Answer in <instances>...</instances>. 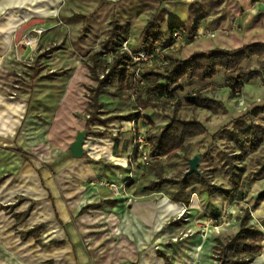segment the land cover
Masks as SVG:
<instances>
[{
	"label": "crops",
	"instance_id": "crops-1",
	"mask_svg": "<svg viewBox=\"0 0 264 264\" xmlns=\"http://www.w3.org/2000/svg\"><path fill=\"white\" fill-rule=\"evenodd\" d=\"M198 1L202 0H0V264L165 263L159 253H166L152 245L153 229L147 226L151 221L141 211L151 208V202L128 198V181L138 177L140 160L132 145L133 134L130 139L118 135L132 130L131 120L101 122L92 117L86 125L87 119L75 113L85 111L89 99L75 85L79 83L83 90L95 85L87 66L89 57L100 51V59H107L103 40L95 43L89 38L101 23L107 24L113 12L119 23L127 25L147 5L181 23L179 18H187ZM244 2L255 3L248 16L254 17L257 8L264 15V0H229L226 17L240 13ZM39 28L41 32L36 31ZM83 28L87 35L82 37ZM254 42L263 41L249 43ZM83 49L88 52L86 59L79 52ZM23 73L28 89H18L16 81V93L6 94L9 78L20 80L14 74ZM31 116L41 120L23 123ZM21 124L24 141L17 134ZM95 126L105 133L94 135ZM82 129L88 130L84 155L74 158L69 145ZM98 178L119 185L121 194L109 183L96 182ZM15 195L24 198L15 203ZM99 202L104 217L93 223L85 240L77 216L81 208L97 207ZM26 210L27 216L16 225L13 215ZM37 225L43 226L39 243L34 236L22 239L16 231V227L27 231ZM262 249L248 264H263Z\"/></svg>",
	"mask_w": 264,
	"mask_h": 264
},
{
	"label": "rangeland",
	"instance_id": "rangeland-1",
	"mask_svg": "<svg viewBox=\"0 0 264 264\" xmlns=\"http://www.w3.org/2000/svg\"><path fill=\"white\" fill-rule=\"evenodd\" d=\"M242 4L244 6L241 7L240 13H235V16L232 15L229 18L226 17L229 0H217L216 2L202 0L193 3L188 17L179 19L187 30H192L196 21L199 28L193 34L178 33L177 36H172L171 43L166 47L157 46L160 50L162 49L160 54L140 65L141 80L138 79L136 83V86L142 90L140 96L133 89H128L121 95L112 94L116 92V83L107 87L108 92L99 95L103 103L102 112L94 119H99L101 122L116 121L137 111L140 116L137 118L136 131L140 132L143 137L150 136L151 133L160 130L172 118L185 121L197 120L207 128V133L187 140L186 146L176 155L158 158L156 159L157 164L154 166H147L141 162L137 166L135 164L138 177L128 181L127 188L130 190L128 198H132V202L135 198L141 199L142 197L143 199L148 198L151 202V208L145 206L146 208L142 207L143 209H141L147 219L151 221L147 224L153 229L154 238L151 243L154 248L166 253L171 264H214L212 251L215 239L224 240L234 234L243 217H247V223L257 227L263 233L258 242L264 252V200L259 199V194L264 191V171L258 172L264 162V115L252 120L244 117L254 106L264 104V75L250 76L236 87L230 86L225 78V71L220 69L210 80L182 77L173 86L172 95L169 97L156 96L155 92L147 93L146 89L150 86L151 78L141 76L143 71L163 72L169 64L167 55L186 59L198 51L214 48L235 49L251 41L264 42L263 9L257 8L254 17L252 16L254 14L248 16V12L255 8V3L244 2ZM157 10V8L151 9L145 5L141 11L135 16L133 15L134 17L127 21L129 30L126 40H123L121 46L114 51L110 52L105 49L103 57L110 62L115 51L127 52L130 49L132 54L138 52L135 44L141 37L143 26L154 13L157 14L156 21L165 29L171 17L163 10L160 12ZM113 17L116 20L114 12L109 20ZM109 20L106 25L101 23L96 34L89 39L93 42L96 41L95 43L104 41L109 29ZM221 23L223 24L220 25ZM83 35H87V33L85 32ZM123 43H126L125 47L128 50L123 49ZM79 52L86 59L87 49ZM131 63L135 66L133 67L135 72L138 65L133 61ZM242 66L245 70L256 69L258 62L253 58L243 62ZM24 73L23 75L14 74L20 80L13 76L9 78L7 86L10 88L5 90L6 94L16 93L15 89L17 88L28 89L29 82L23 77ZM99 73H101L100 69ZM16 81H19L18 87L14 85ZM75 86L84 91L88 99L87 87L83 90L79 83ZM188 93H200L218 101V103H212L211 108L192 107L185 100V95ZM145 101H147V107L144 106ZM75 114L83 120L87 119L85 111ZM40 120L41 118L38 116L25 117L23 123L24 121L36 122ZM249 124L262 135V142L254 152L241 150L237 142L242 139L240 131ZM23 126L21 124L20 130L17 132L20 141L25 140ZM97 127L92 129L94 135L100 132L105 133L104 130ZM131 133L133 134V131L129 130L126 134L118 136L130 139ZM24 144L26 143L23 142L20 146ZM193 155L200 157L198 164L200 173H203L214 184L233 189L235 196L226 198L221 193L209 195L202 192L201 186L194 185L187 188L190 199L188 203H184L171 198L172 192L176 190L175 184L162 183L158 187L152 186V183L157 181L158 170L161 171L162 177L170 181L181 178L188 168V159ZM154 160L152 159V161ZM230 168L233 169V175L228 172ZM235 178L236 181H239L238 185L233 183ZM96 182L103 184L111 181L107 179L102 181L98 178ZM98 188H102L105 191L104 194H107L104 186L98 185ZM23 198L22 195H15L12 200L15 203H20ZM128 198H126L127 202ZM100 201L104 200L101 198ZM101 202L97 207L85 206L81 208L77 216L80 223L79 229L85 240L94 229L93 223H99L104 217L103 210L99 209ZM16 231L19 232L17 227ZM40 232L37 231L34 235L38 243L37 238L39 239Z\"/></svg>",
	"mask_w": 264,
	"mask_h": 264
},
{
	"label": "trees",
	"instance_id": "trees-1",
	"mask_svg": "<svg viewBox=\"0 0 264 264\" xmlns=\"http://www.w3.org/2000/svg\"><path fill=\"white\" fill-rule=\"evenodd\" d=\"M156 13L143 26L141 33V40L138 51L153 52L155 47H166L171 43L173 33L186 34L197 31L198 22L194 23L192 30H187L184 24H181L175 19H170L166 28L156 21ZM83 28V33L85 32ZM128 26L119 23L115 17L109 21V29L106 39L102 42L101 48H110L114 51L123 40H126L128 35ZM50 51L44 52L41 56H46ZM100 51L94 52L89 57L88 68L90 71V78L95 81L94 86L87 87L88 90V106L85 109L88 114L86 125L92 117H96L102 112V103L98 97L101 92H108L107 87L116 83L115 95H121L128 89H133L139 96L142 92L137 86L139 77H135L132 69V59L127 52L115 51L112 61L107 62L100 59ZM169 64L165 67L163 72L153 73L150 71H143L142 77L151 78L150 86L146 89L147 93H154L156 96H171L173 86H175L182 77L187 79L196 78L199 80H210L218 72V70L225 71V78L228 80L231 87H236L241 84L246 78L250 76L264 75V43L254 42L243 45L235 49L214 48L207 51H198L193 53L186 59L167 55ZM255 58L258 62L256 69L245 70L242 66L243 62ZM38 66H34L37 70ZM99 69L102 77H100ZM38 71V70H37ZM37 71H34V78ZM140 72V69H139ZM140 74V73H139ZM141 82V81H140ZM139 89V90H138ZM185 100L188 105L192 107H207L211 108L212 103H218L209 97L203 96L200 93H188L185 95ZM145 101L144 106L147 107ZM264 115V104L254 106L249 110L244 117L249 120L257 119ZM140 115L136 112L125 115L123 118L130 120L137 118ZM138 124V123H137ZM137 124L134 128H136ZM152 126V125H151ZM207 133V128L197 120H180L172 118L160 130L151 133L150 136L145 137L148 141V151L150 156L155 159L149 166H154L156 159L162 157L174 156L179 150L186 146V141L197 136ZM242 139L238 140V146L242 150L254 152L258 149L262 142V135L253 128L250 124L244 127L241 131ZM264 171V162L259 168L258 172ZM230 175H233V169H228ZM157 181L152 183L153 187H158L162 183L175 184L176 190L172 192L171 198L177 201L188 203L190 194L187 188L194 185L202 187V192L212 195L216 193L223 194L226 198L235 196L233 189L224 188L221 185L214 184L203 174L191 173L183 178L175 181H170L162 177L160 170L157 171ZM238 178V177H237ZM1 180V179H0ZM233 183L238 185L239 181L233 179ZM259 199L264 200V191L259 194ZM29 210L22 213H15L13 216L16 219V225L24 220ZM42 225L34 226L27 231H19L22 239L28 236H34L35 232L42 229ZM263 233L255 226L247 223V217H243L239 223L236 232L226 239H215L213 246L214 264H248L253 261L256 255L261 251L262 246L259 244V239ZM35 237V236H34ZM36 238V237H35ZM37 241L39 239L37 238ZM165 260L166 264H171L167 255L159 253Z\"/></svg>",
	"mask_w": 264,
	"mask_h": 264
},
{
	"label": "built area",
	"instance_id": "built-area-1",
	"mask_svg": "<svg viewBox=\"0 0 264 264\" xmlns=\"http://www.w3.org/2000/svg\"><path fill=\"white\" fill-rule=\"evenodd\" d=\"M36 31L41 32V29L40 28L36 29ZM177 35H178V33L175 32V33H173L172 36L175 37ZM125 46H126V43H123V46H122L123 49L128 50V48H126ZM127 52L130 53L129 55H130L132 61L138 65L134 74H135V77H139V69L141 68L140 65L144 64L145 62H148L152 57H155V55L157 56L158 54H160L162 52V49L160 50V48L157 47L156 49H154L153 52L138 51V52H134L133 54H132V52H130V49H129ZM135 125H136V120L132 119L131 120V126H132V131H133V139H132L133 140L132 141L133 148L136 150L137 156H138L140 162L144 165L149 166L152 163L153 158L150 156V153L148 151V147H147L148 141L145 139V137H143V135L140 132L136 131V128H134ZM126 183H127V181H125V183L123 184L124 187H125ZM107 185L109 187H111L112 190L115 191V193L121 194L119 185H117L115 183H109Z\"/></svg>",
	"mask_w": 264,
	"mask_h": 264
},
{
	"label": "water",
	"instance_id": "water-1",
	"mask_svg": "<svg viewBox=\"0 0 264 264\" xmlns=\"http://www.w3.org/2000/svg\"><path fill=\"white\" fill-rule=\"evenodd\" d=\"M87 129H82L78 131L74 137V140L69 145V151L74 158H81L84 155L83 143L85 136L87 134ZM200 157L198 155H193L188 159V168L183 173V178L191 173L200 174L198 164Z\"/></svg>",
	"mask_w": 264,
	"mask_h": 264
}]
</instances>
